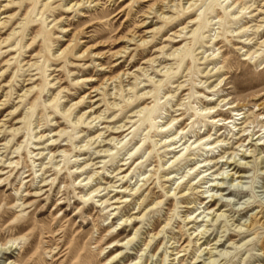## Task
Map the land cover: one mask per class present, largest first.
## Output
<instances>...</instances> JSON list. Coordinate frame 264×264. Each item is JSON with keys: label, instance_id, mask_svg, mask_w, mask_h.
<instances>
[{"label": "rangeland", "instance_id": "374dc122", "mask_svg": "<svg viewBox=\"0 0 264 264\" xmlns=\"http://www.w3.org/2000/svg\"><path fill=\"white\" fill-rule=\"evenodd\" d=\"M7 1L0 0V20L19 14L0 28L1 38L15 28L8 44L0 43V100L7 95L0 105L6 123L0 132V243L18 238V247L0 253V264H264V225L246 226L260 210L257 218H264V137L259 146L248 144L250 134L264 133V14L251 16L264 0H198L188 12L181 7L187 0H89L69 9L80 0H54L47 8L41 0H14L1 11ZM157 11L172 18L163 21ZM233 12L241 17L233 19ZM31 58L36 65L28 68ZM83 95L90 98L63 110ZM213 105L216 110L204 114L202 108ZM15 106L17 113L7 115ZM96 106L99 119H78ZM233 121L242 123L234 127ZM214 132L224 139L217 148L191 143ZM98 133L101 139L92 143ZM176 133L172 141L180 135L186 145L179 154L164 143ZM101 148L110 151L98 153ZM246 148L250 157L239 159ZM225 152H235L244 168L218 160ZM205 158L212 161L203 167ZM119 168L123 173L116 175ZM93 171L85 185L82 179ZM225 173L223 190L216 191L212 179L221 182ZM95 184L119 187L83 201ZM102 196L117 207L102 210ZM127 216L135 217L125 223ZM113 240L130 241L114 247Z\"/></svg>", "mask_w": 264, "mask_h": 264}, {"label": "bare ground", "instance_id": "6f19581e", "mask_svg": "<svg viewBox=\"0 0 264 264\" xmlns=\"http://www.w3.org/2000/svg\"><path fill=\"white\" fill-rule=\"evenodd\" d=\"M41 1H43L42 3H41V6L42 7H44V8H47L48 6H49V4L52 2V1H54V0H41ZM84 1H86V2H88L89 0H80L79 2H72L71 4H68L67 6H66V9H69V8H73V7H75V6H79V4L81 3V2H84ZM166 1V0H165ZM198 0H187V2H186V4H184V5H182L181 7H182V10L184 11V12H188V11H192L195 7H196V2H197ZM172 2V0H167V2H166V4H168V3H171ZM14 3V0H8L3 6H4V8H2L1 9V11H4V10H6L8 7H10V6H12V4ZM65 6V5H64ZM63 6V7H64ZM231 6H233V3L232 4H230V5H227V7H231ZM164 7H166V6H164ZM169 8H176V5H174V4H170L169 5ZM12 10V9H11ZM241 10H244V7H242L241 8ZM171 11V10H170ZM157 12H160V11H157ZM118 13L119 12H117V13H115V14H113L112 15V17H114V16H116V15H118ZM254 14H252L251 16L252 17H260L261 16V14H264V4H262L261 6H259V7H256V9H255V11L253 12ZM19 14V12L18 13H16V14H14V13H8L7 15H4L2 18L3 19H1L0 20V28H4V27H7L8 26V24L10 23V21L12 20V19H14V18H16L17 17V15ZM234 16L232 17L233 19H236V18H239V17H241V15L239 16L238 15V13L236 12H233L232 13ZM3 15V14H2ZM159 18H161L163 21H168V20H170L171 18H172V15H166V14H163V12H160L159 13ZM111 17V18H112ZM195 21H197L196 20V17H194V18H190L189 19V21L187 22V23H195ZM62 28V27H61ZM188 28V25H184V26H182L181 28H180V32H182L183 30H185V29H187ZM260 25H257V26H255L254 27V31H253V34L257 37V35H259V32H260ZM155 29V28H154ZM153 28H152V30H154ZM147 31V30H146ZM193 30H191L190 31V33L192 32ZM14 32H15V28L14 29H12L11 30V33L10 34H14ZM150 32V31H149ZM151 32H153V31H151ZM10 34H8L6 37H4V38H1L0 37V43H7L8 44V41H9V35ZM179 34V33H178ZM134 36H135V34L133 33V37L132 38H130L129 40L130 41H132V40H135V38H134ZM249 36V35H248ZM252 39H254V38H252ZM251 39V40H252ZM250 40V41H251ZM138 41H140V43H147V39H145V38H142V37H140L139 39H138ZM264 41H262L261 43H263ZM136 43H137V41H136ZM34 43H32L31 45L30 44H27L26 43V46H28V49H31L34 45H33ZM125 47H127V46H125ZM164 47H158V51L159 50H161V49H163ZM179 49V47L178 48H175V49H173L171 52H169L168 54H169V56H173L175 53H176V51ZM65 50H66V47H64L63 49H61L60 51H59V53H64L65 52ZM87 49H85L82 53H80L78 56H80V55H82L85 51H86ZM58 51V50H57ZM120 51V50H119ZM123 52V51H122ZM58 53V52H57ZM79 53V52H78ZM119 53H121V52H119ZM119 53H116V54H119ZM54 54V53H53ZM37 54H35V56H36ZM31 60H33V61H31L30 63H29V61L28 62H26L25 64H28V68H31V67H33V66H35L36 65V62L34 61V58H31ZM153 60V58H149V59H147V62H149V61H152ZM99 65H101L102 66V64H99ZM163 69V68H162ZM53 70V69H52ZM6 71L7 70H3L2 71V74H1V76H3V75H5L6 74ZM125 73H121V75H124ZM26 76V75H25ZM120 76L119 75H117V76H114V77H107V79H106V82H108V81H111L112 79H117V78H119ZM92 78V77H91ZM86 79V80H85ZM84 80H82V81H88V79L89 78H85ZM92 80V79H91ZM91 80H89V81H91ZM29 83H27L26 85H28ZM5 86L7 85V84H4ZM109 85H110V83H109ZM216 85H214V86H208L210 89H213L214 87H215ZM59 89V88H58ZM100 88L99 87H93V91H98ZM133 89V86L131 85V86H129L128 88H127V90L128 91H131ZM28 91H30V87H27V88H25V89H23L22 90V94H20L19 95V100L17 101V103L18 102H21L22 101V97L23 96H25V94L28 92ZM128 93H130V92H128ZM143 93H148V92H143ZM112 94H113V92H112ZM86 95H83L79 100H77V101H75V102H73V103H71V104H69V106H68V108H66V109H63L64 111H68V110H70L71 108H76V107H78L80 104H81V102H83L84 101V99L85 98H90L89 97V95L88 96H86ZM7 97V95H5L4 96V99H2V100H0L1 101V103H0V105H4V101H5V98ZM54 99V96L51 98V100H53ZM95 104V103H94ZM118 103L116 102V101H112L111 102V105L112 106H116ZM234 105L233 104H230L229 105V108H231V107H233ZM216 107H217V105H213V106H210V107H205V108H202V111L204 112V114L205 113H207V114H210L211 112H213V111H215L216 110ZM17 109H18V106H15L13 109H11L9 112H8V114L7 115H13V114H15V113H17ZM98 110V106H96V108H95V110H92L93 112H91V108L90 109H88L87 111H83L80 115H78L77 117H78V119H80V118H82V117H84V116H86V118H88V119H91V121H94V120H96V119H99L100 118V114H95V112ZM138 112H140V111H138ZM209 118H212V120L210 121V122H215V120H216V122L217 121H222V122H218V124L217 125H225V123H226V119H222V118H219V119H216V118H218V116H208ZM77 119V120H78ZM132 119V118H131ZM240 119H242V118H240ZM174 120H176V118H173V119H171L169 122H165L164 124H162V125H160L161 126V129L162 130H164V129H166ZM20 122V121H19ZM229 122H231V121H229ZM18 123V122H17ZM242 122H234L233 121V125H234V127H236L238 124H241ZM6 125V123L4 122V120H2V121H0V132L2 131V128L4 127ZM9 128H10V131H12V132H15V131H17L18 130V128L17 127H13V126H8ZM122 127L123 128H125V124H123L122 125ZM127 129H129V127L128 128H125L124 130H127ZM213 129V128H212ZM239 129V128H238ZM262 130H264V127H263V129ZM240 131V130H239ZM117 132H121V130H119V131H117V129H116V131L114 132V133H117ZM183 132L181 131L180 132V134H182ZM100 134L101 133H98V134H96V135H94V136H92V137H90V141H92V143H94V142H96V140L97 139H101V136H100ZM213 135H220L219 133L217 134V132H214V133H212V134H208V135H206V136H202V137H196L191 143L192 144H197V143H199V142H204V145L205 146H207V149L208 150H210V149H214V148H217V146L218 145H221L223 142H224V139L223 138H219V136H217V137H212ZM252 136L253 135H251L250 134V142H248V144H250V146H252V145H254V146H259V145H261L262 143H261V141H262V139H263V137H264V133H261V134H258L254 139L252 138ZM34 137L35 138H37V135H34ZM42 137V135H40V137L39 138H41ZM176 137H177V133L175 134V135H173L172 137H171V139L167 136L166 138H165V140H164V143H166V142H170L169 144H167L166 146H168V148H169V150H172V149H179L177 152H178V154L180 153V151H182V150H184L185 148H186V145H185V141H183L182 143H181V141H182V139L184 138V137H182V136H180L179 135V139H178V141H176V142H173L172 140H174V139H176ZM172 141H170V140ZM212 139V140H211ZM113 139L111 138L109 141H112ZM208 140H211V142H205V141H208ZM252 140H254L255 142L254 143H252ZM7 142V141H6ZM99 142H101V141H99ZM118 143H120V142H118ZM178 143H181V144H179L178 145ZM36 146L38 145V144H36V143H34ZM4 145V144H3ZM52 145V144H51ZM104 145H106V144H104ZM165 145V144H164ZM21 145H19V147H20ZM85 146H87V148L89 147V145H87L86 143H84L83 145H82V147H85ZM246 145H242V144H239L238 145V147H245ZM35 149H42V147H37V148H33V150H32V152H34L35 151ZM47 149V148H46ZM110 151V149L109 148H101V149H99L98 150V153H100V152H109ZM243 152H242V154H241V156L239 157V159H245V158H249L250 157V151H248L247 150V148L246 149H244V150H242ZM37 155L38 154H41L40 152H38V153H36ZM178 154H176V155H174L173 156V159H175L177 156H178ZM103 155H105V154H100V157L102 158V157H104ZM107 155H109V154H107ZM227 155V153L225 152L224 153V155H222V156H219V158H218V160L219 159H223V157H225L226 158V160H225V164H228V166H230L231 164H234V163H237L236 164V167H238V169H241V168H244V166H243V164H242V162H238V160H235V156H236V154H235V152H232V153H230V154H228V156H226ZM99 157V158H100ZM216 161L215 163L217 164V163H219V161ZM212 161V159H203L201 162H204V164H202V166L204 167V165H205V163H207V162H211ZM9 163H12V161H8ZM8 163V164H9ZM247 162L245 161L244 162V164H246ZM88 163H86L84 166H86ZM201 164V163H200ZM84 166H78L77 167V169L76 170H78V169H80L79 170V172H81L82 170L84 171ZM96 168H99V167H96ZM233 169H235V167L234 168H232V170ZM120 170V171H119ZM242 170V169H241ZM36 171H41V174L42 175H44L45 174V172H46V170L44 169V167H40L38 170H36ZM215 172V171H214ZM238 172H240V171H235V173H237L238 174ZM95 173V171H93L92 172V174L91 175H88L87 177H85V178H83L82 180H86V182L84 183L85 185L86 184H89V183H91V179H92V175ZM121 173H123V170H121L120 168L118 169V172L116 173V175H119V174H121ZM221 173H223V172H218V173H216V176L218 175V174H221ZM82 174V173H81ZM223 175H226L225 177H222L221 176V178H219V179H221L222 181L221 182H215V179L216 178H214V179H212V181H214V183H216V184H211L212 186H213V188H216V191L217 190H223V183L224 182H226V177H228V174L227 173H225V174H223ZM30 175L29 174H27L25 177H24V179H26V182H25V184L26 183H28L29 181H30V179H28V177H29ZM125 175H123L122 177H124ZM183 177V176H182ZM232 177V176H231ZM237 177H244L243 176V174H241V175H239V176H237ZM91 180V181H90ZM40 182H42V183H45L46 182V177H42L41 178V180H40ZM238 182H240V181H238ZM232 183V182H231ZM46 184H42L40 187H42V186H45ZM109 187H119V186H114V185H105L102 189H101V185L100 184H95L94 186H90L89 187V189H88V191L86 192V193H84L82 196H83V201H87V200H89L90 199V197H94V196H98L97 194L101 191V190H105V189H107V188H109ZM125 188V190L127 189V187H124ZM212 188V189H213ZM39 190H41V188H38ZM211 189V190H212ZM130 190H133V188H131ZM135 190V189H134ZM109 191H111V190H109ZM108 191V192H109ZM108 192H107V194H108ZM206 192H210V190H207ZM214 193V192H213ZM228 193H230V191L228 192ZM99 195H100V193H99ZM114 196H116V194L114 195ZM103 197L104 196H102L98 201H100L101 202V204L100 205H102L103 204V207H102V210L103 209H108V208H111L110 210H114L117 206H115V204H117L118 202H109V200L108 199H103ZM123 197V195L120 197V198H122ZM210 197H214V194H212V195H210ZM117 199L119 198V197H116ZM115 198V199H116ZM19 199H22L21 197H19ZM213 199V198H212ZM214 199H217V198H214ZM24 203L22 202V205H23ZM211 206V205H210ZM206 209H210L209 207H206ZM211 210V209H210ZM259 213H261V210L259 211V212H257L253 217H252V219L248 222V224L246 225L247 226V230L248 229H250V230H252L253 228H255L256 227V225H264V218H263V220L261 221V219L260 218H262L263 216H259L258 218H257V216H258V214ZM222 213H220L218 216H217V218L221 215ZM133 217H135V216H132V217H130V216H127V217H125L122 221H125V223H126V221H128V220H131V219H133ZM137 218V217H136ZM255 219H256V221H255ZM163 228V227H162ZM264 228V227H263ZM116 236V235H115ZM111 237H112V235H111ZM17 240H18V238H15V239H9L8 241H6L5 243H0V253L1 254H3V253H7V254H10L15 248H17L18 247V242H17ZM131 240V239H130ZM130 240H128V241H126V242H123V241H121V240H119V241H116V240H113L111 243H114L115 242V244L113 245L114 247H124V245H126ZM117 242V243H116ZM120 242V243H119ZM217 248V247H216ZM262 248L264 249V243L262 244ZM68 252H70L71 253V251H68ZM178 253V252H177ZM119 254H121V252L119 253ZM119 254H117V255H119ZM211 254V253H210ZM117 255H116V257H117ZM60 256H62V254H60ZM59 256V257H60ZM115 257V258H116ZM59 259V258H58ZM68 259L69 258H64V262L66 263L67 261H68ZM114 259V256H112V257H110V258H108L107 260L108 261H111V260H113ZM210 260V259H209ZM209 262V261H208ZM114 263V262H113ZM106 264H111L110 262H107Z\"/></svg>", "mask_w": 264, "mask_h": 264}]
</instances>
